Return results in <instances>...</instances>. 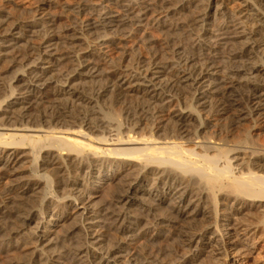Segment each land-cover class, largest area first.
I'll return each mask as SVG.
<instances>
[{
  "label": "bare ground",
  "instance_id": "6f19581e",
  "mask_svg": "<svg viewBox=\"0 0 264 264\" xmlns=\"http://www.w3.org/2000/svg\"><path fill=\"white\" fill-rule=\"evenodd\" d=\"M116 1L122 10L118 16L105 8L93 12L79 4L78 14L89 10L95 16L80 24L49 12L6 28L0 21V70L20 69L11 78L8 96L0 101V109L6 106L5 114H12L15 105L20 112L17 126L0 125V183L14 178L0 196V248L20 236L26 222L35 216L45 218L41 201L47 195L58 201L45 207L55 209L69 200L65 207L76 213L82 210L79 238L62 240L54 250H47L46 233H36L18 248L25 251L35 245V257L12 264H120L123 260L167 264L165 257L172 256L157 250L156 241L167 238L170 229L178 247L196 245L199 252L205 241L197 240L198 224L213 216L217 219L212 234H218L222 247L218 249L227 243L242 245L236 215L224 226L228 233L223 235L217 212L221 199L242 205L238 215H260L257 221L264 227V86L239 81L240 75L259 71L258 63L246 57L254 48L264 47V0H234L243 11L216 27L210 20L222 15L223 8L215 0L205 4L201 0ZM185 9L193 11L183 16ZM151 27L163 34L161 45L147 37ZM119 39L125 43L137 39L147 50V59L125 49ZM100 63L105 71L99 70ZM115 69L123 76L115 75ZM52 70L59 73L61 89L52 98L37 97L36 89L51 82ZM84 79H92L89 87L72 93L84 107L59 99ZM125 89L146 95L153 91L149 101L159 103L158 108L151 101L124 105L119 112L110 108L101 113L93 107L108 95L116 103ZM202 89L209 91L197 96ZM185 94L195 102L204 101L203 110L218 126L209 128L193 102L188 104L189 113L174 112ZM165 122L170 126L162 130L159 125ZM145 123L152 128L149 136L133 133ZM121 127L130 132L124 138ZM94 133L105 136L94 137ZM26 157L36 167L32 177L19 178L14 172ZM115 160L124 163L125 177L146 191V197L122 185L113 187L106 204L92 207V190L80 184L77 188L70 178L89 170L90 183L106 175L114 179ZM49 169L53 175L47 174ZM152 228L155 236H150ZM111 235L116 239L111 240ZM126 240L128 246L140 242L141 247L131 251L120 243ZM176 263L172 259L171 264Z\"/></svg>",
  "mask_w": 264,
  "mask_h": 264
},
{
  "label": "rangeland",
  "instance_id": "374dc122",
  "mask_svg": "<svg viewBox=\"0 0 264 264\" xmlns=\"http://www.w3.org/2000/svg\"><path fill=\"white\" fill-rule=\"evenodd\" d=\"M201 1H204V4H205L207 3L208 0H201ZM116 2H117L116 0L115 1L114 0H111V1L110 0H0V21H4L6 23V26L4 27L6 28L9 25L11 26V23L14 24V23H17L18 21L19 22L20 21L21 22L30 21L32 17L35 16L36 14L49 12V14H55V15L61 16L63 21L65 22L70 23L71 21V22L77 23L79 21L78 24H80V23H84L90 20L91 21L94 20L95 16H93V14H91L89 10L88 12H84V13L79 12L78 14V11H77L78 6L82 4L87 5L91 11L94 10L93 12H96L95 10H100L102 8H105L106 10L112 11L114 16H118L120 15L122 10L118 6L119 3L117 4ZM215 4L221 6V8L223 9L221 11L222 15L217 16L216 20L214 17H212V19L210 20V23H212L214 27L218 26L220 23H222V21H225L226 20L225 18L232 17L236 14H239L241 11H243V8L238 4L237 1L235 2L234 0H215ZM190 10L193 11V9H188V10L185 9L183 11V16H189L191 13ZM90 15H92L93 17ZM177 18L178 17H174L175 20ZM213 18H214V21H213ZM147 37L155 41L157 45H161L163 42V34L160 32L159 29L155 27H151L148 29ZM119 40H121L120 42L122 43V45L126 44L125 49L128 48L129 50V48H131V50L134 51L133 52L134 54L139 55L140 57L144 59H147L148 52L145 49V47L137 39L132 40L130 43L128 42L125 43L124 41H122L123 39H119ZM81 47H84V46L81 44ZM263 48L262 49H260V47H258V49L254 48L253 50H251L249 54L247 53L246 59L249 60L250 62L254 61L255 63H258L257 66H259L258 67L259 71L256 72L253 76L245 75V74L240 75L239 81L241 83L258 84V85L264 86V64H262L264 63L262 62V60L264 61ZM101 64L102 63L99 64L100 66L99 70L105 71L106 67ZM53 71L54 70H52V72L48 75V77L51 79V82L48 85H45V86H42L36 89L37 91H35L36 93L35 95L37 97L48 96L49 98H52L53 93H55L56 89L57 90L61 89V87L59 86L61 84L59 83L58 85V80H59L58 74L59 73H57V71H54V72ZM19 72H20L19 67L15 69L13 68L9 72L0 70V101L5 100V97L8 96L10 92L9 91L10 85L13 83L12 82L13 79L11 78H14L16 74H18ZM115 72H116L115 75L123 76L122 71L115 69ZM81 81L76 83L75 85L76 87H73V89L67 88L65 92L63 93V95L59 96V99L67 103H70V105H75L76 107H79V108H81L82 106L84 107L85 104L79 101L77 97L74 98L72 96V93L74 92V89L81 90L82 87L83 88L89 87V85L91 84L90 82H92V79L91 80L84 79ZM125 90L122 92L120 97L116 99V103H113L111 101L112 100L111 95L110 96L108 95L106 98L100 99L98 101L99 102L98 104L96 103L93 104V107H95L96 111H100L101 113H106V111L108 112L113 108H115V110L119 112L121 111V108L124 105H129V104H135V103L148 104L150 101L151 102L149 104H153L152 100L149 101V95L150 96L154 95L153 91H151L150 93H148V95H146V93L145 94L139 93V92L136 93L128 89H125ZM208 91H209L208 89H202L197 93V96H202L206 94ZM185 97L187 98L185 99ZM25 98H30V97L26 96ZM181 99H182V105L179 106L178 104H176V106L178 107H174L173 109L174 112L176 110H181V112L185 114L189 113L190 109H188V106H189L188 104H190V102H193L194 104H196L198 111H201V118L202 120L205 121L206 125L209 128H212L215 125L218 126L219 123L214 121V119L211 117L209 112L207 110H203L202 105L204 104V101L200 102L196 100L197 102L196 103L195 100L193 101L192 96H190L189 94H185L184 96H181ZM8 100L10 102H15L16 104L18 103L11 99H8ZM147 101L149 102L147 103ZM23 103L25 104L26 102H23ZM152 106L153 107L157 106L158 108L159 103H155ZM4 108L6 109L5 105L0 109V120H1L0 125H4V122L5 123L9 122L7 125L5 124V126L7 127L9 125L17 126L18 123L16 120L20 118V112L17 111L19 110V105H15V108L13 109L14 111L12 114L11 113L5 114ZM16 116H18L17 119H15ZM145 124L142 125V128L138 130L135 129L133 133L137 134V136L140 135V137L149 136L150 134L149 131H151L152 128L148 123H145ZM221 125H223V123L222 124L220 123V126ZM169 126L170 124L168 122H165L159 125V127L162 130H164L165 128H169ZM262 127H264V119H263ZM246 128L247 126H245L243 129H246ZM159 129H157L155 132L160 131ZM212 129H214V127ZM120 131H121L119 132L121 133L120 137H123V138L130 133L129 129L126 130L125 127H121ZM161 133L162 131L159 134ZM93 135L94 137L105 136V134L103 135L101 133H94ZM114 135H117V134L115 133ZM262 135H263L262 138L264 139V134ZM114 139H116V137ZM191 145L193 146V144H189L188 147L193 148ZM22 162H25V163H22ZM115 162H114V165L116 166L112 170L116 171L117 174L114 179L106 175L96 180L93 179L91 181L92 183H90L88 182L87 180L88 178L86 176V173H88L89 170L85 171L83 174H79L76 176L74 175L73 178H70V182H74L77 188L80 184V185H83V187L85 185V188L92 190V193L94 194V196L89 201L92 207H95V206L97 207L99 205L106 204L110 199L113 187H120L122 185H126V187L131 186V188L140 190L141 192L143 191V189L141 187H138L133 182V180H131V178L129 180L127 179V177H125L126 171L124 170V163L120 160H115ZM33 165H36V164L32 163V159H30V157H26L18 164L19 168H17L18 170L14 172V174H17V177L19 176V178L20 177L24 178L25 176H26L25 178L32 177L33 176L32 173L34 171L33 169L36 167V166L34 167ZM119 165H121V167L118 169ZM43 173L44 172H42V174ZM47 174L53 175V172L51 171V169H49ZM109 175H111V173ZM12 179L10 177H6L2 180V182L0 183V196H3L5 194L6 190L10 186L8 185L9 181H11ZM140 195H142L141 197L145 198L146 191L145 193L142 192V194ZM54 200L58 201V198H55L52 195H47V197L41 201L42 203H44L43 208L46 209V213H47L45 218L43 219L40 216L39 217L35 216V218H33L32 220L26 222V225L24 226L20 236H18L16 239L12 241H6L3 244L2 248L4 249L0 248V264H12L13 262L19 261L20 259L23 260L24 258L30 260V258L34 256V253L35 254L37 253V250H35L36 246L29 245L25 251H21L20 249L18 250V248L21 246V244H24L26 241H29V239H31L36 233H43V232L46 233V239L44 241L45 243L43 244V246H45V249L47 250H54L56 248V245L62 240H66V241L68 240L69 242L70 240H76L77 238L80 237V235L82 234L81 233L82 230H81V225L79 224L80 223L79 220L81 218L80 212H82V210L79 209L78 211L80 212L76 213L70 207H65V204L70 205L69 200H65L61 202V204H59V207L55 209L54 207H51V208L45 207L49 201H51L52 203ZM80 208H82V206ZM135 208L136 206H134L133 209ZM163 208L165 207L163 206ZM217 208H218L217 212H218L219 226L223 230L224 236H226V234L228 233V231H225L224 229L230 223V217L236 215L234 217L238 218L237 219L238 226L235 228L238 230V231L236 230L237 239H241L243 244L231 246L229 243H227L224 249L219 250L218 248H222V247H219V244L217 243V240L219 239L218 234L217 233L212 234L214 233L213 228L216 227V219H217V217L213 216V218L202 219L204 222L201 220L202 221V222L200 221L201 224L200 223L198 224L199 227L196 230L197 240L199 241L201 239L205 241V244L202 246V250L199 252L196 251V248H195L196 245H194L193 249L192 248L189 249L188 247H182V248L180 246L178 247V244H176V242H173L175 240L170 238L173 234V231H171L170 229L168 230L169 236L167 238L166 237L161 238L156 241L157 250L159 251L162 250L164 253L165 252L167 254L169 253L170 256L175 257V258L174 257L172 258V257L166 256L165 259L167 258L166 259L167 262L166 261L165 262L167 264H171L172 259L173 261L174 260L177 261L176 264L178 263L179 264H264V227H262L263 226L262 224L260 223L258 224L259 221H257L259 220L258 218L260 217V215L258 218L256 216L245 217L244 215H238L240 212L243 211L244 209L243 206L237 205L234 202H230L228 200H222V199L218 203ZM253 212L258 213V211H253ZM244 213H246V211ZM253 225H256V226H253ZM150 231H151L150 236H155L157 234L156 233L157 231L153 228ZM114 237L115 236L111 235L109 238H111V240L116 239ZM233 241H235V239L234 240L232 239V242ZM120 243L124 247L130 248L131 251L137 249L139 246L141 247L140 242H137L138 244L135 243L133 246H128L127 240L120 241ZM38 249H41V248H38ZM174 253L176 256L174 255ZM168 258H170L171 261ZM124 262L125 260H123L120 264H125Z\"/></svg>",
  "mask_w": 264,
  "mask_h": 264
}]
</instances>
